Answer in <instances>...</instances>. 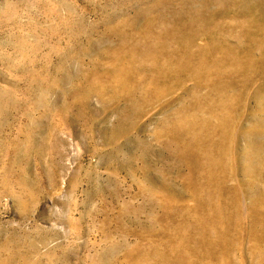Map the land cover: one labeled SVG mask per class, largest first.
Returning <instances> with one entry per match:
<instances>
[{"label":"rangeland","instance_id":"1","mask_svg":"<svg viewBox=\"0 0 264 264\" xmlns=\"http://www.w3.org/2000/svg\"><path fill=\"white\" fill-rule=\"evenodd\" d=\"M0 264H264V0H0Z\"/></svg>","mask_w":264,"mask_h":264}]
</instances>
